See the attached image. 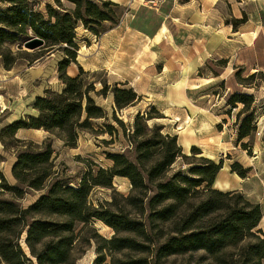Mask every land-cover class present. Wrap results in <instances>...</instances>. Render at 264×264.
Returning <instances> with one entry per match:
<instances>
[{
    "label": "trees",
    "instance_id": "obj_1",
    "mask_svg": "<svg viewBox=\"0 0 264 264\" xmlns=\"http://www.w3.org/2000/svg\"><path fill=\"white\" fill-rule=\"evenodd\" d=\"M61 8L60 0H53ZM74 5L73 11L57 12L46 7V15L36 11L30 0H0L6 7H0V58L6 70L13 67L19 54L34 55L27 59L30 65L46 53L62 52L63 58L57 64L58 80L63 89L59 93L46 90L43 96L35 99L33 109L37 116L13 122L0 132V137H10L21 145L15 154L16 161L11 167V176L16 185H10L0 173V197L9 195L12 200L0 199V264H74L73 249L76 240V224L87 225L92 219H98L119 231L115 223L125 226L124 230L132 231L126 217L101 215L88 204L89 192L93 187L112 189L115 177L129 180L132 189L144 188V176L148 182L160 179L174 164L177 158L186 159L182 148L177 144V136L162 135V127L153 125L148 128L140 121H151L162 118L151 117L155 112L152 107L146 115L137 114L135 127L131 134L136 151L137 165L123 155H114V166L110 169H99L97 177L85 174L78 187H69L58 180L53 172L51 145L43 143L33 145L14 138L20 129L43 130L54 135L64 146L76 144L79 131L91 130L90 120L105 119L103 110L95 106L90 94L94 93L93 84H85V73L81 67L74 77L67 75L70 63H76L77 45L74 29L77 23L100 36L107 29L98 32L92 26L110 23L117 26L120 18L115 8L118 5L102 1L101 7L88 0H68ZM245 22V18L233 22V29ZM32 36L43 41L39 50L28 53L23 51L20 43ZM17 45V51L11 46ZM45 52V53H43ZM225 67L226 61H217ZM242 71H237L236 79ZM260 74L263 77L261 72ZM255 74L242 80L253 79ZM111 92L114 111H121L139 103L141 97L131 88H109L106 84L97 95L106 96ZM229 104L236 109L237 104L243 107L236 118L245 114L238 124L236 144L247 151L250 149L243 141L256 132L254 119V97L246 94L232 95ZM230 111H227V114ZM115 122L123 127L115 117ZM30 145L33 147L29 148ZM4 147V146H3ZM6 148L4 147V150ZM192 157L200 155L199 149L192 147ZM2 161V158H0ZM223 167V161L214 162L199 158L198 164L187 171V175L178 173L156 186V194L151 199L154 206L160 209L153 211L152 218L159 223H174L172 235L161 238L153 244L152 264L161 258L177 257L196 251L205 253L206 264H220L223 255L229 249L238 251L235 264H263L264 234L258 225L262 219L259 204H253L238 191L222 192L213 188L215 178ZM230 172L245 178L249 169L239 163L230 165ZM48 187L46 194L41 195L33 204L23 208L17 205L27 190L41 191ZM152 205V206H153ZM114 219V220H115ZM144 230V229H143ZM145 235V232L142 233ZM98 248L140 252L143 245L132 240L112 238L103 241ZM24 244L28 254L23 250ZM143 252V251H142ZM122 264V263H119ZM123 264H151L147 260L128 261Z\"/></svg>",
    "mask_w": 264,
    "mask_h": 264
},
{
    "label": "rangeland",
    "instance_id": "obj_2",
    "mask_svg": "<svg viewBox=\"0 0 264 264\" xmlns=\"http://www.w3.org/2000/svg\"><path fill=\"white\" fill-rule=\"evenodd\" d=\"M34 4L36 11L46 15V7L50 6L57 12L73 11L74 5L68 0H60L61 8L57 7L53 0H30ZM98 7H101L102 1L108 0H88ZM0 7L4 8L6 5L0 3ZM117 16L120 18L117 26H111L110 23H102L99 26H92L96 31L101 32L107 29L106 33L100 36L93 35L89 30L85 29L81 23H77L74 29L75 44L77 45V58L76 63H70L67 73L71 77L78 74L79 67L87 73L85 78V84H93L94 93L90 96L93 99L95 106L103 110L105 119H92L90 120L91 130L79 131L76 144L73 146H64L63 141L58 139L54 135H49L45 131L41 130L40 133L34 134L32 137V146L48 143L53 150V172L57 175L58 180L69 187H78L81 178L85 174L97 177L98 170L110 169L114 166L112 156L123 155L130 162L137 165L136 151L134 149V142L131 139V134L134 130L136 122V115H146L152 107H148L146 104L148 101L143 100L139 103L129 106L121 111H114V102L111 92H107L106 96L97 95L101 92L103 86L106 84L109 88L117 85L118 88H131L130 82L142 80L144 77L143 70L150 64H155V70L158 74H161L162 67L165 63H171L178 59L180 62L190 63L192 66L196 64V59L204 57L206 53L200 51L196 52L193 48L192 51L184 53L178 52L177 44L170 38L164 40L159 38L156 40H147L139 38L138 35H134L127 28L125 21L126 8L123 6H117L115 8ZM110 32V30H113ZM33 39L32 36L24 38L20 43V47L23 51L33 53L36 50H26L23 48L24 42ZM17 45L11 46L13 51H17ZM264 51V50H263ZM45 53V52H43ZM182 55L185 57L183 58ZM20 60L22 58L31 59L34 55L19 54ZM44 59L39 62H33L30 65L25 64L16 67L20 73L25 72L27 69L32 68L29 77H27V89L26 93L29 95L41 94L44 90L59 93L63 89L62 84L58 81L57 77V63L63 58L62 52L46 53ZM200 59V61L202 60ZM257 59H252V62H256ZM218 59L208 58L201 69L198 70L196 76L201 81L186 85V88L182 87L181 92L187 95L184 108L175 107L170 110L169 116L161 114L158 108H155V112L149 113L151 117H158V114L162 117L160 119H153L151 121H140L148 128H152L153 125L162 127V135L177 136V126L173 124L174 117H178L181 120L189 117L187 128L185 132L192 134L193 121L198 118V122L201 124L197 126V132H195L196 145L204 150L203 155H196L192 157L191 149L184 150L186 159L181 157L177 158L174 164L169 170L158 180L148 182L146 176H144V188L141 190L132 189V185L127 178L115 177L112 181V189L105 187H93L88 196L89 206L101 213V215H113L117 218H108L109 221H118V217H126L131 223L132 231L124 230L125 226H119V231L116 232L113 228L106 225L104 222L98 219H92L87 225L76 224L75 234L76 240L73 249L74 264H119L126 263L128 261L147 260L148 263L152 260V253L154 250L153 244H156L161 238L169 235L174 231L175 225L170 222L169 224H162L152 218V213L159 210L152 204L151 199L156 194L155 186L159 182H165L173 175L182 173L187 175L189 168L198 164L199 158L216 159L221 158L226 164L230 162V159L235 161L233 163H241L240 165L244 169H249L243 182L246 183V192L253 200L264 202V68L260 74L254 72V77L251 80L245 81L243 78L247 77L248 73H241V77H235L237 70L225 77L224 83L217 82L215 79L221 70L222 66L217 62ZM182 64V65H185ZM188 65V67H189ZM43 67V68H42ZM41 68L43 71L40 70ZM191 69V67H190ZM156 75L150 77V81H154L153 86L156 87L154 91L155 98L160 100L165 95L164 93L172 91L173 87L179 85H173L170 80L159 79ZM194 79H196L194 77ZM199 80V79H198ZM207 80V81H203ZM123 83H122V82ZM158 81V82H155ZM158 83V84H157ZM150 84V83H148ZM150 88V87H149ZM132 89V88H131ZM199 93H202L206 97H201ZM44 94V93H43ZM195 94V95H194ZM246 94L254 97V104L252 109L254 111V119L256 123V132L252 134L249 139L244 140V143L248 144L250 153L243 150L240 146L237 150L234 149V143L237 138L238 124L242 121L245 114L236 118V114L243 107L241 104L236 105V109H233V105L229 104V100L232 95ZM19 95V94H18ZM20 96V95H19ZM43 96V95H42ZM153 95H150V99H155ZM21 97V96H20ZM192 99L187 101V99ZM200 98V99H199ZM161 101V100H160ZM200 103L201 108H196V104ZM195 105V106H193ZM202 109V110H200ZM214 112L216 116L214 121H219L218 126L215 127V135L220 132H224L223 138L227 142V137H231L232 145L228 150L222 147V153L215 157L213 151L208 145H213L210 139L212 135L207 134V124H205V116ZM225 109H230V114L224 113ZM6 107L0 106V117L4 116ZM115 117L124 125L120 127L115 122ZM224 118L225 121L220 120ZM258 129V131H257ZM43 131V132H42ZM176 134V135H175ZM180 135V134H179ZM219 135V134H218ZM0 141L6 148L7 158L9 154H16L21 150V145L15 142L14 139L4 136L0 137ZM27 144L30 141H25ZM177 144L180 146V140L177 138ZM32 151L33 147L28 145ZM219 148V147H218ZM0 158L2 156L0 155ZM233 158V159H232ZM232 163V164H233ZM7 180V179H6ZM239 181V180H238ZM7 182L10 185H16L15 180L8 176ZM48 187H45L41 191L27 190L23 197L18 200L17 205L26 208L33 204L41 195L46 194ZM241 193V192H240ZM244 196V195H243ZM0 199L12 200L9 195H4ZM246 199V198H245ZM153 205V206H152ZM115 219V220H114ZM120 220V219H119ZM264 228V221L262 223ZM144 229V230H143ZM143 231L145 235H143ZM172 235V234H170ZM112 238L122 240H132L143 245V250L140 252H133L129 250L114 251L103 249L98 251V248L104 245L103 241H108ZM23 250L28 254L24 244L21 243ZM143 251V252H142ZM238 251L235 249H229L223 255V262L220 264H235L237 261ZM205 253L203 251H196L184 254L177 257L161 258L156 260L154 264H206ZM264 264V260H263Z\"/></svg>",
    "mask_w": 264,
    "mask_h": 264
},
{
    "label": "crops",
    "instance_id": "obj_3",
    "mask_svg": "<svg viewBox=\"0 0 264 264\" xmlns=\"http://www.w3.org/2000/svg\"><path fill=\"white\" fill-rule=\"evenodd\" d=\"M108 1L126 8L125 21L127 28L134 35H138L139 38L149 41L159 38H163L164 40L171 38L177 44L178 52L183 51L184 53H188L193 48L196 52L206 53L203 58L198 56L199 60L196 59V64L190 66V63H188L189 67L185 62L177 64L180 62L178 59H175L171 63H165L161 74L156 72L154 68L155 64H150L143 70L144 77L142 80L138 79L134 83L130 82V86L134 92L143 100L148 101L146 104L148 107L158 108L159 111L162 110L160 112L165 116H169L172 108L185 107L187 95L185 91L184 93L181 92L182 87L185 90L186 85L201 81L196 74L208 58L226 61L225 67L213 79L219 80L217 82L221 83H224L226 80L224 76L229 77L234 69L242 71V73H248L247 77L254 74V72L263 71L264 0H156L153 3L148 0ZM243 18H245V22L233 29L232 23L240 21ZM113 31L114 29L110 30V32ZM182 57L185 58L183 55ZM201 58L202 60L200 61ZM43 59L44 57L34 61V63ZM252 59L257 60L256 62H252ZM21 61L28 64L23 59L17 60L11 69L6 70L0 58V106L6 107L4 116L0 117V132L13 122L37 116V112L33 109L34 101L36 98L41 97L46 90H49L46 89L41 94H34L32 96L26 93L28 87L27 77H29V72L33 69L29 68L23 73L16 71V67L23 65ZM184 63L185 65H182ZM42 68L39 71L40 74L43 71ZM153 75L157 76V80L161 78L170 80L173 85L179 86H175L172 91L164 93L165 96L160 101L155 98V94H152L156 90V87L153 86L154 81L149 80ZM199 94L201 97L208 96V94L205 96H202L204 95L202 93ZM150 95H153L155 99H150ZM191 100V98L187 99V101ZM195 107L201 108L200 103L196 104ZM228 110L225 109L224 113ZM207 112L209 113V109H207ZM197 117L193 121L194 128L190 127L193 132L192 134L188 133V131L185 132V129L188 127L189 117L183 120L174 117L173 124L177 126V131H179L176 134H178L177 138L180 140V147L183 153L185 152L184 150L195 147L203 155L204 150L196 145L197 138H195V132H197V126L201 124L198 122L199 116ZM215 118L214 112L209 113V115L205 116V124H207L206 132L208 135H212L210 139L213 142V145H208V147L213 151L212 153L215 154V157H218L222 153V147L228 150L229 146L232 145V139L228 136V141L226 142L223 138L224 132L217 133V135L214 134L215 127L220 123L219 121H214ZM220 120L225 121L224 118ZM40 132L41 130L20 129L16 132L14 138L33 142L32 137H34V134ZM239 146L235 142L233 147L237 150ZM7 153L0 141V155L2 156L0 173L8 180V176L12 177L11 167L15 163L16 158L14 153L9 154L10 157L7 158ZM211 160L218 162L222 159L217 158V161L216 159ZM233 162L235 161L231 159L228 164L223 161V167L215 178L213 188L222 192H241L246 200L253 204H259L262 211V219L258 225V229L264 234V228L262 227L264 221V202L250 198V195L246 192V183L242 181L244 179H238L235 173L230 172V165Z\"/></svg>",
    "mask_w": 264,
    "mask_h": 264
},
{
    "label": "water",
    "instance_id": "obj_4",
    "mask_svg": "<svg viewBox=\"0 0 264 264\" xmlns=\"http://www.w3.org/2000/svg\"><path fill=\"white\" fill-rule=\"evenodd\" d=\"M43 46V41L38 38L30 39L23 44V48L26 50H36Z\"/></svg>",
    "mask_w": 264,
    "mask_h": 264
},
{
    "label": "built area",
    "instance_id": "obj_5",
    "mask_svg": "<svg viewBox=\"0 0 264 264\" xmlns=\"http://www.w3.org/2000/svg\"><path fill=\"white\" fill-rule=\"evenodd\" d=\"M149 2H151V3H153L154 1H156V0H148Z\"/></svg>",
    "mask_w": 264,
    "mask_h": 264
}]
</instances>
